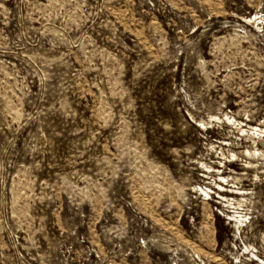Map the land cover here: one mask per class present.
I'll list each match as a JSON object with an SVG mask.
<instances>
[{
	"label": "rangeland",
	"instance_id": "374dc122",
	"mask_svg": "<svg viewBox=\"0 0 264 264\" xmlns=\"http://www.w3.org/2000/svg\"><path fill=\"white\" fill-rule=\"evenodd\" d=\"M0 264H264V0H0Z\"/></svg>",
	"mask_w": 264,
	"mask_h": 264
}]
</instances>
